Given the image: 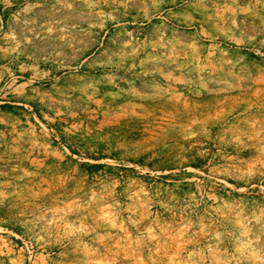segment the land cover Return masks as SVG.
Returning a JSON list of instances; mask_svg holds the SVG:
<instances>
[{"label":"rangeland","instance_id":"rangeland-1","mask_svg":"<svg viewBox=\"0 0 264 264\" xmlns=\"http://www.w3.org/2000/svg\"><path fill=\"white\" fill-rule=\"evenodd\" d=\"M0 264H264V0H0Z\"/></svg>","mask_w":264,"mask_h":264}]
</instances>
